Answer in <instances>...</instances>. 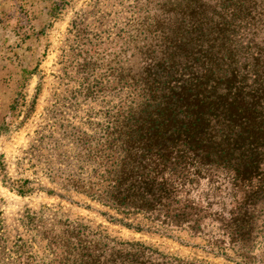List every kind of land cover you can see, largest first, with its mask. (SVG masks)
Wrapping results in <instances>:
<instances>
[{
	"label": "trees",
	"instance_id": "trees-1",
	"mask_svg": "<svg viewBox=\"0 0 264 264\" xmlns=\"http://www.w3.org/2000/svg\"><path fill=\"white\" fill-rule=\"evenodd\" d=\"M131 2L116 22L126 62L103 82L84 64L88 99L115 102L99 123L72 128L67 153L77 164L51 171L52 182L91 204L66 202L110 223L140 216L252 264L264 241V0ZM84 32L73 19L69 34ZM61 148L53 145V157ZM40 219L45 254L37 259L27 245L19 264H193L105 230Z\"/></svg>",
	"mask_w": 264,
	"mask_h": 264
},
{
	"label": "rangeland",
	"instance_id": "rangeland-1",
	"mask_svg": "<svg viewBox=\"0 0 264 264\" xmlns=\"http://www.w3.org/2000/svg\"><path fill=\"white\" fill-rule=\"evenodd\" d=\"M131 1L0 0V264H19V253L30 252L27 245L33 246L29 255L44 256L34 228L41 217L48 228L60 221L84 224L188 263L240 264L232 253H211L202 238L159 231L140 216L110 223L94 210L66 202L91 204L52 182L51 171L77 164L67 153L72 128L85 130L90 118L99 123L102 111L115 102L103 95L88 99L84 64L103 82L119 59L126 62L116 22L127 16ZM73 19L85 31L81 39L69 34ZM60 143L53 157V145ZM22 184L33 191L20 196L16 190ZM48 189L52 197L46 196ZM259 241L252 264H264V241Z\"/></svg>",
	"mask_w": 264,
	"mask_h": 264
}]
</instances>
